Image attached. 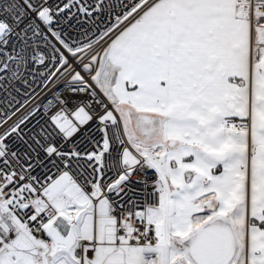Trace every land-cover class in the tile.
<instances>
[{"label": "snow or ice", "instance_id": "snow-or-ice-1", "mask_svg": "<svg viewBox=\"0 0 264 264\" xmlns=\"http://www.w3.org/2000/svg\"><path fill=\"white\" fill-rule=\"evenodd\" d=\"M0 264H264V0H0Z\"/></svg>", "mask_w": 264, "mask_h": 264}]
</instances>
